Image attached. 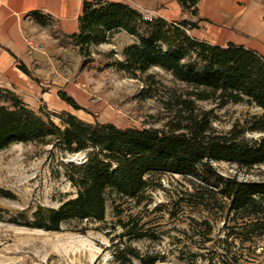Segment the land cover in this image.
Returning <instances> with one entry per match:
<instances>
[{"label":"trees","instance_id":"1","mask_svg":"<svg viewBox=\"0 0 264 264\" xmlns=\"http://www.w3.org/2000/svg\"><path fill=\"white\" fill-rule=\"evenodd\" d=\"M201 1L177 0L186 16L177 23L148 19L121 3L85 1L78 18L79 31L70 37L53 31L51 17L31 14L62 47L76 51L82 59L80 71L95 62L92 48L110 44L120 33L132 37L134 42L122 50V61L109 62L114 52L100 54V58L105 62L103 69L141 80L144 99L152 98L148 90L155 84L149 72L159 69L188 87V99L214 101L220 107L254 106L262 115L251 118L245 126L235 125L226 134H217L209 113L195 112L192 102L184 100L178 102L175 120L168 122L166 130H120L97 122L92 127L68 113L60 115L58 126L31 110L12 91L0 88V152L12 145L36 143L68 155L84 154L83 163L67 164L66 178L76 191L75 198L58 208L39 206L30 220L20 216L25 220L23 226L60 232L70 222H103L109 195L136 200L148 189L150 175L171 174L210 187L226 201L229 213L248 221L250 234L264 236V181L226 178L212 165L225 162L245 169L264 165V58L240 46L221 47L191 37L190 32L201 22L197 13ZM21 70L31 77L23 65ZM59 97L73 110H82L64 92ZM178 106L183 110H177ZM248 134L261 136L249 138ZM0 197L8 199L11 194L0 189ZM129 227L123 224L126 237L134 235L135 227ZM127 250L130 257L145 264L129 248H117L116 263L127 264L121 257ZM232 261L225 264H238L236 257Z\"/></svg>","mask_w":264,"mask_h":264},{"label":"rangeland","instance_id":"2","mask_svg":"<svg viewBox=\"0 0 264 264\" xmlns=\"http://www.w3.org/2000/svg\"><path fill=\"white\" fill-rule=\"evenodd\" d=\"M125 43L118 37L115 49H106L105 53L114 52L109 62L123 60ZM73 52L64 56L59 75L77 90L76 101L86 110L77 111L74 117L86 125L93 127L97 122L120 130H166L168 122L175 120L178 102L184 100L192 102L195 112L209 113L217 134L262 115L254 106L220 107L214 101L188 99V87L159 69L150 70L155 84L148 90L152 98L144 99L142 81L103 69L105 62L95 47L91 50L95 62L83 71L79 70L81 57ZM35 112L58 126L60 115L65 114L51 113L43 105ZM74 156L36 143L12 145L0 152V189L11 194L8 199L0 197V264H118L114 260L117 248L133 250L145 264L152 260L155 264H225L235 257L238 264H264V236L250 234L248 221L229 213L216 191L171 174L150 175L148 189L136 200L109 195L103 222H70L60 232L23 226L25 220L20 216L30 220L39 206L58 208L75 198L76 191L66 178L67 164L71 160L83 163L84 154L76 160ZM212 165L226 178L264 181V165L252 169L225 162ZM123 224L135 227L132 237L125 236ZM128 252L121 256L123 260L140 264Z\"/></svg>","mask_w":264,"mask_h":264},{"label":"crops","instance_id":"3","mask_svg":"<svg viewBox=\"0 0 264 264\" xmlns=\"http://www.w3.org/2000/svg\"><path fill=\"white\" fill-rule=\"evenodd\" d=\"M85 1L92 0H0V88L13 90L33 111L43 105L51 113L75 116L77 111L59 97L61 91L86 110L77 103L74 86L59 75L64 56L74 49L62 47L48 29L31 18L35 12L49 16L54 21L53 31L70 37L79 31L78 18ZM106 1L128 5L148 19L177 23L186 18L177 0ZM197 13L201 22L190 32L191 37L221 47L240 46L264 58V0H202ZM124 34L95 50L106 54L115 49L118 37L125 39L124 47L132 44ZM22 65L31 77L22 72Z\"/></svg>","mask_w":264,"mask_h":264},{"label":"water","instance_id":"4","mask_svg":"<svg viewBox=\"0 0 264 264\" xmlns=\"http://www.w3.org/2000/svg\"><path fill=\"white\" fill-rule=\"evenodd\" d=\"M77 158H78V156H77V155H75L73 159H75V160H76ZM70 162H71V163H73V161H72V160H71Z\"/></svg>","mask_w":264,"mask_h":264},{"label":"built area","instance_id":"5","mask_svg":"<svg viewBox=\"0 0 264 264\" xmlns=\"http://www.w3.org/2000/svg\"><path fill=\"white\" fill-rule=\"evenodd\" d=\"M38 49H40V47H38Z\"/></svg>","mask_w":264,"mask_h":264}]
</instances>
